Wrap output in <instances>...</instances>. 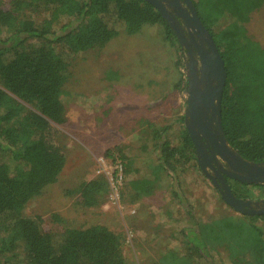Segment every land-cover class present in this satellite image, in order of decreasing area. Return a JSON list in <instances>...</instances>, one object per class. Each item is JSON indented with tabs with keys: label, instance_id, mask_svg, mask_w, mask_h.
<instances>
[{
	"label": "trees",
	"instance_id": "trees-1",
	"mask_svg": "<svg viewBox=\"0 0 264 264\" xmlns=\"http://www.w3.org/2000/svg\"><path fill=\"white\" fill-rule=\"evenodd\" d=\"M191 2L226 74L220 98L223 135L242 159L264 164V48L247 37L244 27L264 0ZM36 17L42 18L39 23ZM59 25L61 31L54 32ZM154 25L162 27L173 47L171 27L145 0H13L10 10H0V264H127L119 237L106 227L45 233L39 217L25 218L22 212L56 182L65 163L49 132L51 124L65 122L70 56L102 46L120 32L133 36ZM184 85L179 80L174 88ZM180 133V145L171 146L161 130L154 131L161 141L153 177L160 172L173 176L178 166L195 160L187 130ZM131 174L123 165V181ZM151 177L129 180L126 187L148 195ZM107 189L106 181L98 179L81 184L77 193L82 206L90 208L100 204ZM186 212L192 217L190 209ZM191 225L184 237L194 264H212L211 254L219 251L229 264H264V215L207 223L194 218Z\"/></svg>",
	"mask_w": 264,
	"mask_h": 264
},
{
	"label": "rangeland",
	"instance_id": "rangeland-1",
	"mask_svg": "<svg viewBox=\"0 0 264 264\" xmlns=\"http://www.w3.org/2000/svg\"><path fill=\"white\" fill-rule=\"evenodd\" d=\"M12 1L0 0V10H10ZM41 19L35 18L37 23ZM60 26L53 31L60 32ZM244 27L247 37L264 48V2ZM174 42L173 47L167 43L161 26H145L136 35L120 32L102 46L70 56L65 71L64 90L69 93L63 100L65 122L51 124L49 132L65 163L56 182L27 203L23 217H39L41 230L52 234L106 227L119 237L127 264H194L191 245L184 237L194 218L207 223L242 216L222 202L195 160L178 166L173 176L164 172L152 176L158 168L161 141L155 139L154 131L161 130L165 141L179 146L186 124L190 63L176 38ZM179 80L185 84L182 90L174 88ZM116 162L135 175L125 178L116 198L111 199L107 189L98 206H82L79 186L98 179L107 183ZM150 177L154 183L148 195H137L126 187L129 180ZM230 186L241 200L262 207L264 186L234 182ZM256 224L262 222L258 219ZM211 256L212 264H229L222 251Z\"/></svg>",
	"mask_w": 264,
	"mask_h": 264
},
{
	"label": "water",
	"instance_id": "water-1",
	"mask_svg": "<svg viewBox=\"0 0 264 264\" xmlns=\"http://www.w3.org/2000/svg\"><path fill=\"white\" fill-rule=\"evenodd\" d=\"M149 3L160 16L170 22L171 30L175 38L177 39L180 48L183 49V44L181 41H186L183 37L181 28L174 24V21L168 16V10L164 6V1L162 0H145ZM185 6L190 12V17L187 19L192 23L188 24L185 20L183 21V29H195L197 37L206 36L205 45L208 52H202L201 49L196 47L199 60H191L188 66V81H187V97H186V111H185V129L189 133L190 139L194 144L199 155H202V150L197 142V135L192 126L197 127V130L205 134V128L200 127L198 123L200 122L199 116L202 115L203 110L206 112L212 111V116H214V121L217 124L218 134L220 136V145L213 149L211 159H219L227 163L229 166L228 170H224L223 173L244 185H254V186H264V164H255L242 159L227 143L220 125V98L222 89L225 81V71L223 67L220 55L213 43L212 38L205 31L201 25L191 0H184ZM173 7L172 5H170ZM179 18H181L178 15ZM181 40V41H180ZM197 74L200 77H197ZM196 86H199L196 87ZM187 119L191 120V124L187 123ZM189 120V121H190ZM200 171L209 177L206 172V168L200 165ZM222 179V177H219ZM224 193L220 195L222 202L227 205L234 212L239 213L242 216H253L256 215L253 209H259L257 203L251 201H243L235 198L229 187L221 180ZM264 207V202L262 203Z\"/></svg>",
	"mask_w": 264,
	"mask_h": 264
},
{
	"label": "flooded vegetation",
	"instance_id": "flooded-vegetation-1",
	"mask_svg": "<svg viewBox=\"0 0 264 264\" xmlns=\"http://www.w3.org/2000/svg\"><path fill=\"white\" fill-rule=\"evenodd\" d=\"M164 1V6L168 10V16L171 18V20L174 21V24L178 25L182 31L183 37L186 41H181L183 44V49L188 55L189 62L191 60H199L198 53L196 50V47L201 49L202 52H208V49L206 48L205 41L206 36L203 37H197L195 29H183V21L185 20L186 23L191 24L189 20H187L191 15L187 7L185 6L184 0H162ZM172 5L173 7H171ZM178 15L181 17L179 18ZM166 21V20H165ZM179 21H181L182 25H179ZM169 25L170 22L166 21ZM197 77L199 78L200 75L197 74ZM199 88V86H196ZM214 116H212V111L206 112L203 110L202 115L199 116L201 119L198 125L200 127L205 128V131H203L205 134L203 135L197 130V127L192 126L193 130H195L197 135V142L199 144L200 149L202 150V155H199L196 148L194 147V144L192 143L190 136V142L194 149L195 154V160L196 164L200 168V165L204 166L206 168L207 175L209 177H206L205 174L203 175L211 182L213 187L216 189V191L221 195L225 192L222 186L221 180L223 179V182L229 187L231 194L237 198L231 190L230 182H234L237 185L240 186H248L244 184H240L239 182L227 177L223 171L228 170L229 166L227 163L223 162L222 160L217 159H211V155L213 152V149L217 148V146L220 145V136L218 134V128L217 124L214 121ZM187 119V123L191 124V120ZM188 133V132H187ZM189 135V133H188ZM219 177H222L219 178ZM253 186V185H249ZM238 199V198H237ZM241 200V199H240ZM255 212H257L256 215L253 216H262L264 215V207H261L260 209H253Z\"/></svg>",
	"mask_w": 264,
	"mask_h": 264
},
{
	"label": "built area",
	"instance_id": "built-area-1",
	"mask_svg": "<svg viewBox=\"0 0 264 264\" xmlns=\"http://www.w3.org/2000/svg\"><path fill=\"white\" fill-rule=\"evenodd\" d=\"M100 163H104L103 159H99ZM107 187L110 192L111 199L118 196V192L123 183V165L121 162H116L114 165V173L110 174Z\"/></svg>",
	"mask_w": 264,
	"mask_h": 264
}]
</instances>
